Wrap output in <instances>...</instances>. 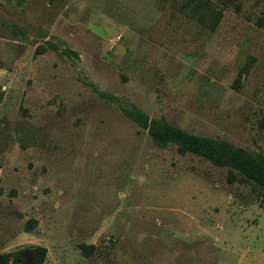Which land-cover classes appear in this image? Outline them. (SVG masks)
Here are the masks:
<instances>
[{"label": "rangeland", "instance_id": "rangeland-1", "mask_svg": "<svg viewBox=\"0 0 264 264\" xmlns=\"http://www.w3.org/2000/svg\"><path fill=\"white\" fill-rule=\"evenodd\" d=\"M132 110L264 154V0H0V254L264 264L257 185Z\"/></svg>", "mask_w": 264, "mask_h": 264}, {"label": "trees", "instance_id": "trees-1", "mask_svg": "<svg viewBox=\"0 0 264 264\" xmlns=\"http://www.w3.org/2000/svg\"><path fill=\"white\" fill-rule=\"evenodd\" d=\"M126 114L137 125L146 129L153 142L159 147L175 145L179 153L196 155L216 167L237 168L246 180L257 185L256 199L261 206H264L263 153H247L228 142L190 134L164 118H150L139 110L127 111ZM35 225L36 221H29L25 227L26 231L31 232ZM89 249L83 246L84 251ZM46 255L47 249L42 246L25 247L0 254V264H44Z\"/></svg>", "mask_w": 264, "mask_h": 264}, {"label": "water", "instance_id": "water-1", "mask_svg": "<svg viewBox=\"0 0 264 264\" xmlns=\"http://www.w3.org/2000/svg\"><path fill=\"white\" fill-rule=\"evenodd\" d=\"M89 28L96 33L98 36L102 37V38H106L107 35L103 29V27L98 26V25H94V24H90Z\"/></svg>", "mask_w": 264, "mask_h": 264}]
</instances>
